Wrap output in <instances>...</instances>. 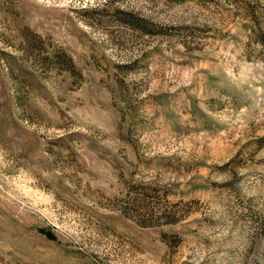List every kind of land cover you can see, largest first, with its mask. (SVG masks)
<instances>
[{
    "label": "rangeland",
    "instance_id": "obj_1",
    "mask_svg": "<svg viewBox=\"0 0 264 264\" xmlns=\"http://www.w3.org/2000/svg\"><path fill=\"white\" fill-rule=\"evenodd\" d=\"M0 264H264V0H0Z\"/></svg>",
    "mask_w": 264,
    "mask_h": 264
}]
</instances>
